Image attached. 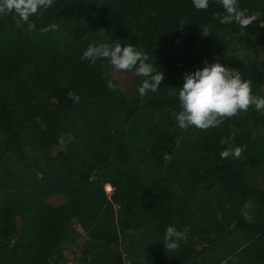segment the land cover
<instances>
[{
	"label": "trees",
	"instance_id": "1",
	"mask_svg": "<svg viewBox=\"0 0 264 264\" xmlns=\"http://www.w3.org/2000/svg\"><path fill=\"white\" fill-rule=\"evenodd\" d=\"M239 6L258 21L222 24L219 0H55L27 23L0 16V264H67L81 233V264H264V113L204 131L174 116L184 74L219 58L264 97V0ZM100 43L148 54L159 89L140 96L136 75L127 94L105 59H81ZM57 195L62 206L46 202ZM170 225L188 226L174 251Z\"/></svg>",
	"mask_w": 264,
	"mask_h": 264
},
{
	"label": "clouds",
	"instance_id": "2",
	"mask_svg": "<svg viewBox=\"0 0 264 264\" xmlns=\"http://www.w3.org/2000/svg\"><path fill=\"white\" fill-rule=\"evenodd\" d=\"M224 9L220 16L222 24L236 23L242 29L253 21H258L260 13L250 14L248 9H241L239 0H219ZM55 0H0V16L15 13L21 21L27 23L30 17L42 13L52 7ZM198 10H207L209 0H193ZM264 26V24H260ZM58 25H50L42 29L43 32L56 30ZM204 36L210 32L207 28L202 31ZM81 59L95 63L98 59L108 60L117 72H135V75L144 77L139 92H155L163 81V73L156 66L148 63V54L138 51L131 44L123 47L117 43L90 44L83 52ZM183 86L178 90L180 111L174 113L175 120L181 130L187 131L195 127L201 131L219 127L224 120L247 113L251 107L264 113V97L252 93V82L242 79L239 71L221 65L219 62L209 65L205 62L202 69L185 73ZM109 88L115 87L111 81ZM79 97L73 96L74 103H79ZM243 147L226 149L220 153L221 159L230 156L240 158ZM42 179L43 174L37 173ZM251 202H249L250 204ZM188 226L178 230L170 225L164 234V248L174 251L179 247V241L186 239Z\"/></svg>",
	"mask_w": 264,
	"mask_h": 264
},
{
	"label": "rangeland",
	"instance_id": "3",
	"mask_svg": "<svg viewBox=\"0 0 264 264\" xmlns=\"http://www.w3.org/2000/svg\"><path fill=\"white\" fill-rule=\"evenodd\" d=\"M257 52H258V54H256V56L259 55L261 57L264 54L262 50H259V51L257 50ZM221 60L222 59L219 58L217 60V62H221ZM213 63H216V62H213ZM213 63H211V64H213ZM105 70L110 74V76L114 80L117 81L118 87L120 88V90L126 92L127 94L128 93L130 94L134 90L135 78H136L134 70L129 71V72H117L111 66V64L108 60L105 61ZM261 78H262V75H260L259 79L261 80ZM139 93H140V96L144 95V93L143 94L141 92H139ZM260 93H264V84L260 86ZM46 202L53 207H60L65 203V198L62 195H57V196H53L51 198H48ZM76 237H77V244L82 246V247H80V249H79V246H76V247L73 246L65 252V254H66L65 258H66L67 264H81L82 252H83L81 248H83V249L87 248L88 242H86V240H85L86 239L85 235L83 233H81L79 236H76ZM88 252H90V251H88ZM124 264H130V261L127 258H125Z\"/></svg>",
	"mask_w": 264,
	"mask_h": 264
}]
</instances>
